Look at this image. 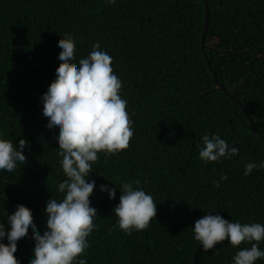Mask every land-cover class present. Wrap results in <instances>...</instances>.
Listing matches in <instances>:
<instances>
[{
	"label": "trees",
	"instance_id": "obj_1",
	"mask_svg": "<svg viewBox=\"0 0 264 264\" xmlns=\"http://www.w3.org/2000/svg\"><path fill=\"white\" fill-rule=\"evenodd\" d=\"M66 35L76 41L77 63L96 42L113 58L134 128L127 149L101 151L93 162L89 182L97 187L90 200L98 214L81 258L87 264H233L237 251L251 245L233 247L226 239L205 252L194 223L212 212L264 224V169L244 175L247 163L264 161V0H0V138L28 141L27 161L14 172L0 170L6 229L8 212L24 204L43 235L47 200L65 195L58 189L66 179L59 130L46 127L41 96L56 76L58 41ZM206 134H219L239 155L204 163L199 151ZM222 175L228 179L218 188ZM125 182L157 204V219L131 234L113 211ZM101 184L116 186V198L100 191ZM259 246L264 250V241ZM33 248L29 230L15 253L20 264H30Z\"/></svg>",
	"mask_w": 264,
	"mask_h": 264
},
{
	"label": "clouds",
	"instance_id": "obj_2",
	"mask_svg": "<svg viewBox=\"0 0 264 264\" xmlns=\"http://www.w3.org/2000/svg\"><path fill=\"white\" fill-rule=\"evenodd\" d=\"M117 0H107L115 4ZM60 49L59 67L47 91L42 94L43 116L48 120L50 131L59 130L56 141L62 156V168L66 179L58 185L64 198L46 202V230L43 235L34 224L32 211L24 204H18L15 211L6 217L7 224L0 221V264H20L16 258L18 242L27 238L31 230L34 242V258L30 264H87L82 257L89 247L88 237L96 228L94 218L97 208L91 206L90 197L97 187L95 180L89 182L93 162L98 153L106 155L127 149L134 136L133 121L126 111L127 101L121 97L122 81L114 73L112 57L101 49L99 42L93 45L87 57L76 62V41L66 35L58 41ZM199 157L204 163L222 162L239 155V148L219 134L204 135ZM25 138L13 143L0 138V170L14 172L18 163L27 161L24 149ZM264 169V161L249 162L244 175L253 170ZM222 175L215 181L220 187L226 181ZM116 186L101 184L100 191L110 199L116 198ZM121 195L114 213L119 218V227L127 234L149 227L157 219V204L150 193L134 187L132 182L123 183ZM5 238L7 243H5ZM194 238L205 252L226 239L233 247L243 243L244 247L233 257V264H256L264 259L260 242L264 241V224L241 223L225 219L220 214L206 212L194 223ZM217 251V249H216Z\"/></svg>",
	"mask_w": 264,
	"mask_h": 264
},
{
	"label": "water",
	"instance_id": "obj_3",
	"mask_svg": "<svg viewBox=\"0 0 264 264\" xmlns=\"http://www.w3.org/2000/svg\"><path fill=\"white\" fill-rule=\"evenodd\" d=\"M206 9H207V19H206L205 31H204V34H203V44H202V46H203V50H204V52H205V55H206V57H207V53H206V49H205V40H206V35H207V32H208L209 17H210V12H209V7H208V5H207ZM215 78H216V77H215ZM223 88H224V87H223ZM239 104H240V106H241L242 108H244V106H243L241 103H239ZM246 114H247V116L250 118L249 113L246 112Z\"/></svg>",
	"mask_w": 264,
	"mask_h": 264
}]
</instances>
